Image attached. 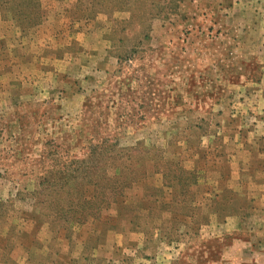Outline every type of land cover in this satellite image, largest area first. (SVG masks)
<instances>
[{"label": "rangeland", "instance_id": "374dc122", "mask_svg": "<svg viewBox=\"0 0 264 264\" xmlns=\"http://www.w3.org/2000/svg\"><path fill=\"white\" fill-rule=\"evenodd\" d=\"M91 4L0 0V264H264V0ZM100 138L179 188L57 195Z\"/></svg>", "mask_w": 264, "mask_h": 264}, {"label": "trees", "instance_id": "16d2710c", "mask_svg": "<svg viewBox=\"0 0 264 264\" xmlns=\"http://www.w3.org/2000/svg\"><path fill=\"white\" fill-rule=\"evenodd\" d=\"M92 7L95 9V7L99 4L101 1V6L104 4L109 3H115L118 0H90ZM138 3L143 0H136ZM133 13V15L137 14ZM138 15V14H137ZM147 38V37H146ZM94 129V128H92ZM95 130V129H94ZM104 139V138H100ZM87 157L82 159L81 161L74 160L73 162L77 163L79 166H77L76 169L73 170V173L76 171H79L81 173H84V178L79 177H71L67 180L63 179L62 182L55 181L56 187L59 191L57 195L66 194L67 197H70V201H72V204H76L77 201L90 204L92 203V206H99L101 211H108L110 208L114 205H116L119 209V206H123L125 209V215H128L130 213L129 211H134V215H132L133 218L140 217L144 218V215L142 214V201L140 202V209L141 211L138 212L135 209V206H127L119 204L118 200L126 194L127 191L132 190L135 188L136 181L138 178H140L141 175H145L147 170L149 169L147 162L153 161V159H150L149 151L144 150L145 157H141L143 154V148H133L128 149L127 151L119 149L115 144H112L110 141L102 140L99 142L90 143L87 148ZM140 155V156H139ZM95 156H99V162H95ZM181 165V164H180ZM179 164H156L154 165V168L152 169L153 173H161L163 177L167 175L168 170L171 172V177L176 180V183H173V187L179 188V182L182 180L180 178L181 174V168ZM115 169V175H110L108 169L109 168ZM166 168V171H165ZM80 175V173H75L74 176ZM96 175L97 182V191L100 189V195H98V192L96 195L93 196L92 199L89 197L86 198L85 193L87 192L84 187L81 186L80 190V184L81 181H85L87 177L91 179V177ZM147 176V174L145 175ZM70 177V176H68ZM78 179V181H77ZM89 185L91 183H88ZM72 185L73 188H69L68 186ZM74 195L75 197H72L70 195ZM85 198V199H84ZM86 199H89L88 201ZM185 199L183 200V202ZM123 202V201H120ZM115 206V207H116ZM100 217L104 219L102 212L100 214ZM99 217V218H100ZM105 219H108L105 217Z\"/></svg>", "mask_w": 264, "mask_h": 264}]
</instances>
